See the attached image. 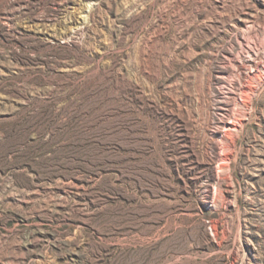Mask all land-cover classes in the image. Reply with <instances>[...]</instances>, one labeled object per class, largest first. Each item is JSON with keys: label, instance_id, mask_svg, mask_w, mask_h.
<instances>
[{"label": "rangeland", "instance_id": "rangeland-1", "mask_svg": "<svg viewBox=\"0 0 264 264\" xmlns=\"http://www.w3.org/2000/svg\"><path fill=\"white\" fill-rule=\"evenodd\" d=\"M0 264H264V0H0Z\"/></svg>", "mask_w": 264, "mask_h": 264}]
</instances>
